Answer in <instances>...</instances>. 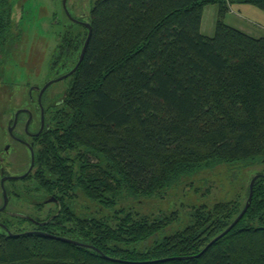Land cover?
Listing matches in <instances>:
<instances>
[{
  "label": "trees",
  "instance_id": "trees-1",
  "mask_svg": "<svg viewBox=\"0 0 264 264\" xmlns=\"http://www.w3.org/2000/svg\"><path fill=\"white\" fill-rule=\"evenodd\" d=\"M231 3L264 11V0L95 1L92 35L65 94L48 100V88L42 97L45 127L32 139L34 171L8 181L29 184L28 201L50 200L58 210L43 220L19 217L32 227L26 230L0 220V264H264V174L243 218L209 247L246 204L200 206L189 225L164 236L175 214L136 218L118 208L113 226L76 209L80 196L116 209L217 164H264V36L227 24ZM210 4L219 7L212 37L201 32ZM13 11L12 0H0V68L19 39ZM71 26L53 52L54 76L79 61L74 28L84 27ZM14 195L26 196L18 189ZM174 257L194 258L166 260Z\"/></svg>",
  "mask_w": 264,
  "mask_h": 264
},
{
  "label": "rangeland",
  "instance_id": "rangeland-1",
  "mask_svg": "<svg viewBox=\"0 0 264 264\" xmlns=\"http://www.w3.org/2000/svg\"><path fill=\"white\" fill-rule=\"evenodd\" d=\"M95 1L68 0L67 10L74 18L84 17L83 21L89 23L90 11ZM62 2L63 0H12L14 30L16 35L19 34V39L11 50V57L0 68V208L4 205L2 178L22 176L27 173L31 164L29 149L10 137L9 121L14 119L18 110L29 109L34 114L31 130L37 131L41 117V108L37 109L39 90L33 91L32 89L36 87L41 89L50 79L68 74L65 72L54 76L50 71L54 50L64 39L65 31L72 27ZM253 7L255 8V6ZM259 11L264 12L263 10ZM218 12L217 4L206 6L203 13L202 34L214 36ZM242 12L251 19H262L253 12ZM239 17L237 12L228 13L226 21L238 26L235 19L239 21ZM243 21L239 23L251 31L249 32L251 36L257 38L264 36V31L260 27L252 25L246 20ZM74 30L81 36L80 48H78L75 57L77 60L87 33L86 29L80 27H75ZM70 82V79L66 78L52 84L46 92V99L54 101L62 98ZM12 108L15 110L12 111ZM27 120L28 115L24 114L13 134L27 142H32L33 138L26 136L24 132ZM7 146H9L8 150H6ZM259 174H264V164L253 160L230 164L221 163L199 173L185 176L170 189L153 197L124 199L119 202L116 209L99 208L83 196L77 198L76 209L80 214H94L101 217L113 226L117 224L113 215L118 208L132 211L136 218H171L175 214L173 222L162 233L164 236L189 225L191 213L200 206L213 207L219 202L237 201L242 209L248 199L251 180ZM8 181L5 183V187L7 186L13 194L9 198L6 209L0 212V220L9 221L11 229L32 228L28 222L21 221L19 217L30 216L43 220L58 210L57 204L50 200L43 206H37L34 202L28 201L26 197L29 194L26 192V186L29 184L25 186L23 182L19 181L16 185H12ZM17 189L26 196L14 195ZM31 196L35 197L36 195L33 192Z\"/></svg>",
  "mask_w": 264,
  "mask_h": 264
},
{
  "label": "water",
  "instance_id": "water-1",
  "mask_svg": "<svg viewBox=\"0 0 264 264\" xmlns=\"http://www.w3.org/2000/svg\"><path fill=\"white\" fill-rule=\"evenodd\" d=\"M67 2H68V0H63L62 3H63V7H64L66 13L68 15H70L69 12H68V10H67ZM85 25L87 26V28L89 30V33H88L87 39L85 41V44L83 46V49L81 51L80 58H79V61H78L77 65H76V67L70 73H68L67 75H64V76H62V77H60V78H58L56 80L49 81L41 89L38 88V90H39L38 102H39V106L41 108V124H42V126H41L40 131L36 134V136L40 135L41 132L43 131L44 127H45V113H44V107L42 105V97H43L44 93L47 91V89L52 84L68 78L73 72L76 71V69L79 67V65L81 64V62L84 59L85 52L87 50V47H88V44H89V41H90V38H91V35H92L91 25L90 24H85ZM25 111L29 113V119H28L27 124H26V130H27L28 125L30 124L33 115H32V113L29 110L20 109V110H18L15 113L14 119H12L9 122L8 132H9L10 136H14L13 131H14V129L16 128V126L18 124L19 115L21 113L25 112ZM28 145H29L28 147H29L30 153H31V164H30V168L27 171V173H25L22 176H5L1 180V188H2V191H3V197H4V205L0 208V212L4 211L6 209V207L8 206V203H9V197H8V194H7V190H6V187H5V183L8 180H11V179H17V178H24V177H26L27 175H29L31 173V171L34 168V165H35V154H34V150H33L32 145H30V144H28ZM8 149H9V146L6 147V150H8ZM262 176L263 175H260V174L259 175H256L251 180L249 197H248L247 202H246V205H245L244 209L242 210V212L240 213V215L233 221V223L222 234H220L218 237H216L214 240H212L207 247H209L210 245H212L213 243H215L218 239H220L221 237H223L224 235H226L243 218V216L246 214V212L248 211V209H249V207L251 205V202H252V199H253V194H254V185H255V182H256V180L259 177H262ZM43 234L45 236L49 237V238H52V239H57V240H61V241H64V242H69V243H74V244H78V245H83V244H81L79 242H76V241H73L71 239H67V238H64V237H59V236H55V235H51V234H46V233H43ZM84 246H86V245H84ZM198 256H200V255H198ZM194 257H197V256H194ZM194 257H174V258H169V259H166V260H175V259L176 260H187V259H191V258H194Z\"/></svg>",
  "mask_w": 264,
  "mask_h": 264
},
{
  "label": "crops",
  "instance_id": "crops-1",
  "mask_svg": "<svg viewBox=\"0 0 264 264\" xmlns=\"http://www.w3.org/2000/svg\"><path fill=\"white\" fill-rule=\"evenodd\" d=\"M229 7H230V10H229L230 14L237 12L240 17L238 19L239 21H237V19H235V21H236L235 23H237L238 26H234L233 24H230L226 21L227 24H229L235 28H238V29L242 30L243 32L249 34V32H251V31H248L241 23H239V22H244L243 20H246V21L250 22L252 25H256V26L260 27L264 31V12L259 11L261 9H258L257 7L254 8L253 5H250V4H240V3L229 4ZM242 11L253 12L255 15H257L258 17H260L262 19L261 20L251 19L247 15H244ZM208 37H212V36H208Z\"/></svg>",
  "mask_w": 264,
  "mask_h": 264
},
{
  "label": "flooded vegetation",
  "instance_id": "flooded-vegetation-1",
  "mask_svg": "<svg viewBox=\"0 0 264 264\" xmlns=\"http://www.w3.org/2000/svg\"><path fill=\"white\" fill-rule=\"evenodd\" d=\"M62 5H63V3H62ZM64 8V7H63ZM65 10V9H64ZM65 14L67 15V17H68V19L70 20V22L71 23H74V24H76V25H80L81 27H84V28H86V29H88L87 28V26L85 25V24H89V23H87V22H85V21H83V19H84V17H81V19H77V18H74L71 14L70 15H68L67 13H66V11H65ZM75 68V67H74ZM73 68V69H74ZM73 69H71L68 73H70ZM62 76H64V75H62ZM62 76H60V77H62ZM60 77H56V78H53V79H50L49 81H51V80H56V79H58V78H60ZM68 79V78H67ZM25 110H29V109H25ZM30 111V110H29ZM31 112V111H30ZM25 114H27L28 115V119H29V113L28 112H24ZM32 113V112H31ZM32 120H31V122H30V124L28 125V128H27V130H26V124H27V122H26V124H25V127H24V132H25V135L26 136H28V137H30V138H34V137H36V134L40 131V129H41V126H42V124H41V117H40V126H39V129L37 130V131H32L31 130V126H32V123L34 122V114L32 113ZM28 121V120H27ZM13 140H15V141H17V142H19V143H22V144H24L28 149H29V145L28 144H30V145H32L33 146V144H34V142L32 141V142H27V141H25L23 138H21V137H18V136H16V135H14V136H10ZM28 143V144H27ZM29 151H30V149H29ZM30 168V167H29ZM29 170V169H28Z\"/></svg>",
  "mask_w": 264,
  "mask_h": 264
}]
</instances>
